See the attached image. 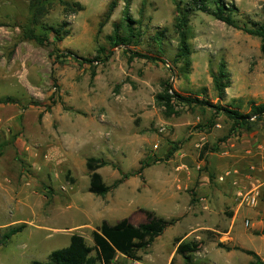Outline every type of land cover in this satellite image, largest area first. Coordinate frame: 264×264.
<instances>
[{
	"label": "rangeland",
	"instance_id": "rangeland-1",
	"mask_svg": "<svg viewBox=\"0 0 264 264\" xmlns=\"http://www.w3.org/2000/svg\"><path fill=\"white\" fill-rule=\"evenodd\" d=\"M189 2L52 0L34 17L30 0H0V100H7L0 104V231L25 226L0 245V264L45 263L75 234L92 246L103 222L138 226L145 211L175 223L138 252L140 261L119 255L116 264H187L176 254L179 241L198 244L191 264H250L251 254L264 264V118L231 136L230 121L210 108L249 115L264 104L261 43L186 11L189 56L177 60L176 8L188 10ZM221 2L236 7L239 25H264V0ZM126 5L133 38L114 47L108 37L115 25L125 34ZM30 29L44 45L28 37ZM221 64L228 87L219 99L212 75ZM166 84L208 105L179 106L169 117L156 100ZM91 157L109 162L98 170L107 186L129 177L104 197L92 195Z\"/></svg>",
	"mask_w": 264,
	"mask_h": 264
},
{
	"label": "trees",
	"instance_id": "trees-1",
	"mask_svg": "<svg viewBox=\"0 0 264 264\" xmlns=\"http://www.w3.org/2000/svg\"><path fill=\"white\" fill-rule=\"evenodd\" d=\"M47 1L52 0H30V10L33 12L34 17L44 11V5ZM114 5V2L109 5V8L104 15L105 21L110 18ZM211 5H213V7ZM187 6H189V9L183 11H180L178 6L176 8L179 15V18L177 19L179 35V48L176 55L177 60H183L189 56L185 32L187 25L186 11H200L212 16L214 19L224 23L228 27L242 31L251 37L258 38L261 43V52L264 54V25H239L234 19V15L237 12L234 5L226 6L221 0H190ZM123 17V21L127 24L125 25V34H118L119 26L115 25L113 35L108 37V40L112 42V46L114 47L120 45L128 46L133 38V30L130 27L133 21L128 18V5H126L123 10ZM34 20H36V18H34ZM32 23L34 24L33 21ZM51 31H53L56 36L59 34L58 30ZM28 33V37L35 40L40 45H44L47 41V39L42 40L39 36H36L31 29ZM54 51H56V48H53L52 52ZM102 52L104 53L101 49V53ZM66 55H71V53L68 52ZM109 57V55L104 56L102 60L99 58L84 59L83 62L85 64H92L93 62L100 60L104 64L109 60ZM133 57L150 62L158 61L156 58L141 55L139 53H133ZM225 78L226 73L224 70V64H221L217 74L212 75L213 89L219 99H222L225 93L224 91L228 87L224 82ZM156 100L158 104L165 109L166 114L169 117L178 115L179 112L176 111L175 108L179 106L193 110L195 107L208 105L204 100L177 94L168 84L163 86L162 94L158 95ZM5 101L7 100H0V104ZM210 108L216 110L215 113L223 114L227 117L231 123V136H237L240 130L248 131L251 127V118L254 117L258 121L264 118V104L252 105L251 113L249 115L238 112L237 109H234L232 106L217 105L210 106ZM108 165H110L109 162L101 158L91 157L87 159L86 170L89 177L88 191L92 195L104 197L112 189L117 188L122 183L123 179L129 177L128 175H123L122 179L116 181L112 186H107L103 182L98 170ZM137 174L140 175L141 170H139ZM144 213L146 221L143 224L134 226L128 219L120 220L115 225H109L108 223L103 222L98 229L91 233L92 246H88L82 236L75 234L70 237L68 247L52 252L48 257L47 262H33L31 264H116V258L119 255L130 261L138 262L140 261L138 252L145 251L149 248L155 239L159 238L175 223L174 220H165L156 216L154 212L145 211ZM24 227V225L10 226L4 231H0V245H3L10 237L20 233ZM197 249L198 244L196 242L184 243L179 241L176 248V254L180 255L185 263L191 264L190 254L196 252ZM251 255L256 258V262L250 264H263L254 254Z\"/></svg>",
	"mask_w": 264,
	"mask_h": 264
},
{
	"label": "built area",
	"instance_id": "built-area-1",
	"mask_svg": "<svg viewBox=\"0 0 264 264\" xmlns=\"http://www.w3.org/2000/svg\"><path fill=\"white\" fill-rule=\"evenodd\" d=\"M243 201H245L250 206L256 205V196H246Z\"/></svg>",
	"mask_w": 264,
	"mask_h": 264
}]
</instances>
